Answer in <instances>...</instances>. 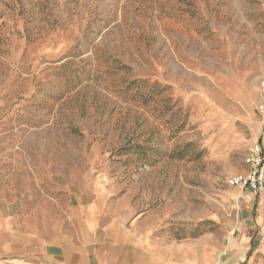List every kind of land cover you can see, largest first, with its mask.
<instances>
[{
	"label": "rangeland",
	"instance_id": "1",
	"mask_svg": "<svg viewBox=\"0 0 264 264\" xmlns=\"http://www.w3.org/2000/svg\"><path fill=\"white\" fill-rule=\"evenodd\" d=\"M262 106L264 0H0V200L99 191L154 237L231 227Z\"/></svg>",
	"mask_w": 264,
	"mask_h": 264
},
{
	"label": "crops",
	"instance_id": "2",
	"mask_svg": "<svg viewBox=\"0 0 264 264\" xmlns=\"http://www.w3.org/2000/svg\"><path fill=\"white\" fill-rule=\"evenodd\" d=\"M244 195L233 226L185 240L130 224L99 191L1 199L0 264H264V233L252 218L258 195Z\"/></svg>",
	"mask_w": 264,
	"mask_h": 264
},
{
	"label": "built area",
	"instance_id": "3",
	"mask_svg": "<svg viewBox=\"0 0 264 264\" xmlns=\"http://www.w3.org/2000/svg\"><path fill=\"white\" fill-rule=\"evenodd\" d=\"M264 110V106L261 107ZM247 170L227 179V184L239 189L242 193L261 195L264 192V131L259 140L253 143L246 154Z\"/></svg>",
	"mask_w": 264,
	"mask_h": 264
}]
</instances>
